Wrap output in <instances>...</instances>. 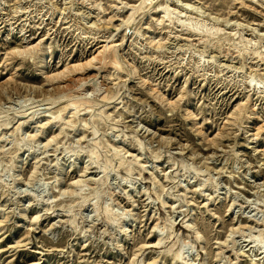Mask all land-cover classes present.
I'll list each match as a JSON object with an SVG mask.
<instances>
[{
	"label": "rangeland",
	"instance_id": "374dc122",
	"mask_svg": "<svg viewBox=\"0 0 264 264\" xmlns=\"http://www.w3.org/2000/svg\"><path fill=\"white\" fill-rule=\"evenodd\" d=\"M150 1L0 0V264H264V0Z\"/></svg>",
	"mask_w": 264,
	"mask_h": 264
},
{
	"label": "bare ground",
	"instance_id": "6f19581e",
	"mask_svg": "<svg viewBox=\"0 0 264 264\" xmlns=\"http://www.w3.org/2000/svg\"><path fill=\"white\" fill-rule=\"evenodd\" d=\"M148 3V4H147ZM148 5L147 8V11L150 10L151 6L154 4L153 1H150L149 0H140V3H139V7L138 9L136 8L135 10L133 11H137V10H141L140 12V16H142L145 12V9L146 8H143L144 5ZM181 9L183 11H185V13H183V11H180V10H176L175 8H170L169 4H167V2H165L164 4H158L156 6V10L157 12L161 13V18L162 19H165L167 22H169L170 24L171 23H175V24H178V26L180 28H184V30H188L190 32H193V33H197L198 35H201L200 39H203L202 41V51H201V54H203L206 49H209L210 52L212 51V48L214 47V44L219 48L218 50L220 51L221 48H223L221 45V42H227V45L228 47H231L233 48L234 50H236V52H238V57L242 58V60H245V58H243V54L246 52V49H247V45L250 44V41L249 40H246L244 39L243 37H239V33L236 32V31H231V32H225L223 29H220V28H217V27H213V26H210V27H207L205 21H203L201 19L202 15L204 14L203 12H201L199 10V8H195L193 6H190L188 4H181ZM189 12V16H186L185 17V14ZM134 13V12H133ZM133 13H131V16L133 15ZM192 15H195V16H192ZM131 16L128 18V20L131 18ZM215 22H218V19L217 17L213 18ZM224 22V25L225 26H228V21L225 20L223 21ZM196 34V35H197ZM238 36V37H237ZM237 37V38H235ZM237 42H236V40ZM219 44V45H218ZM253 46V45H252ZM256 46V45H255ZM255 48V47H254ZM119 49H120V45L118 46H109L108 44L104 45L101 50L99 51V54L102 55V59H103V63H106V61L110 60L109 58H112V52L114 53V57H113V60L111 62V68L116 72L118 70H122V67L120 66V56L118 55L119 53ZM215 49V48H214ZM213 49V51H214ZM252 49V48H251ZM228 50V49H227ZM226 50V51H227ZM233 50V51H234ZM252 51V50H251ZM215 52H216V49H215ZM218 52V51H217ZM221 52V51H220ZM219 52V53H220ZM250 54V53H249ZM251 55H257L259 56L258 59H260V61H263L264 63V54H260V52H256L255 49H253L252 51V54ZM215 56H212V57H209L210 60H213ZM246 57V56H245ZM252 57V56H251ZM198 58H201V60H203V56L202 55H198ZM259 61V60H258ZM227 68H231V67H227ZM249 78V83H255L256 85L257 84H260L261 81L259 80H256L254 79L253 77H248ZM86 95V94H85ZM79 99V98H78ZM81 99V98H80ZM82 100H86V102H94L93 100H96V106H99L100 103H104L102 105H106V102L107 101H104V99H100V100H97V99H94V98H91L89 96H86V97H83ZM70 107L72 110H76L75 106L70 104L69 106H67V108ZM100 107H97V109H99ZM103 108V107H102ZM101 110V109H100ZM104 110V109H103ZM102 110V112H104ZM93 110H91L89 113H92ZM75 112V111H74ZM96 112V111H95ZM94 112V114H96ZM98 112V111H97ZM77 113V112H75ZM105 113V112H104ZM104 113L103 115L99 112L98 114V117H105L104 116ZM89 115V114H88ZM91 116H89L90 118ZM139 144V143H138ZM142 149V148H141ZM104 170V169H103ZM104 173V171H103ZM108 173V171L106 172ZM105 173V174H106ZM108 175V174H107ZM106 175V177H107ZM105 177V175H104ZM103 181V180H101ZM105 181V180H104ZM98 182H100V180H98ZM105 185V184H104ZM86 185H83L82 187H85ZM85 198H82V202H84ZM102 209V207L100 208ZM107 209V208H106ZM104 210L103 213H107L108 211L107 210ZM98 213H96L97 215L102 211H99V208H98V211H96ZM102 213V214H103ZM104 215V214H103ZM110 215H113V214H110ZM109 216V215H108ZM263 224V223H262ZM264 225V224H263ZM264 229V228H263ZM264 231V230H263ZM261 239V238H260ZM260 239H257L260 242H262ZM182 250V249H181ZM180 251L176 252L174 254V259L175 260H181V255L180 253H182ZM181 257V258H180Z\"/></svg>",
	"mask_w": 264,
	"mask_h": 264
}]
</instances>
